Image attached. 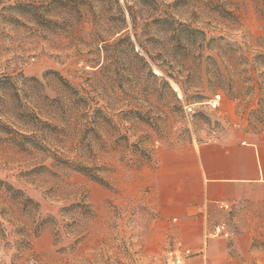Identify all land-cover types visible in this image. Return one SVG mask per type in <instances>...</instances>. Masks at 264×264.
Here are the masks:
<instances>
[{"label":"rangeland","instance_id":"rangeland-1","mask_svg":"<svg viewBox=\"0 0 264 264\" xmlns=\"http://www.w3.org/2000/svg\"><path fill=\"white\" fill-rule=\"evenodd\" d=\"M135 1L118 0L129 32L124 6ZM155 1L169 25L140 26L141 47L131 34L134 49L123 43L101 69L87 32L114 18L113 5L68 1L62 10L55 0H0V76H17L22 98L59 132L57 161L0 145V179L55 219L29 244L13 235L1 242L0 264H176L175 255L184 264L221 223L229 232L222 239L239 243L228 264H264V187L229 192L227 208L209 203L192 228L195 190L180 170L191 150L245 146L264 132V0ZM61 12L67 19L50 23ZM192 30L204 33L203 49ZM157 65L184 94L165 76L174 98ZM40 164L53 174H24ZM77 203L85 213L70 207Z\"/></svg>","mask_w":264,"mask_h":264},{"label":"trees","instance_id":"trees-1","mask_svg":"<svg viewBox=\"0 0 264 264\" xmlns=\"http://www.w3.org/2000/svg\"><path fill=\"white\" fill-rule=\"evenodd\" d=\"M68 1L76 4L79 0H55V3L58 4L57 7L59 9L65 10V3ZM96 1L101 2L103 5L106 4H104V1H107L108 4L113 5L116 13L114 18L108 19V23L103 25L101 23L95 24L87 32L90 42L96 45V53L102 57L101 69H105L112 64L113 54L120 51L119 48L123 43L130 47L131 50L134 49V41L131 39V34L138 46L141 47L140 34L137 32L140 26L145 27L149 24L164 26L169 25L172 20L167 13H159L157 11L156 6L158 5H156L155 0H136L133 5L124 6L130 20L131 29L129 32L123 7L119 4L118 0ZM21 6L22 4L19 3L17 7ZM138 9L153 12L156 15L140 18L138 16ZM63 12H61L62 15H55L50 23L60 24L66 20V15H64L66 13ZM192 31L202 35L203 38L199 46L200 49H203L204 33L199 30ZM116 34L118 36L113 38ZM208 59L213 63L215 62L212 57H208ZM157 67L164 74L159 76V78L173 94L174 98H176L175 93L170 88L165 76L172 79L179 86L182 93H185L177 77L171 73H167L160 65H157ZM49 74H55V72L52 71ZM150 74L154 78H158L151 70ZM20 76L23 78L21 74ZM16 79L17 76H0V145L31 156V158L42 156V159L52 158L57 161L58 155L53 147V140L59 133L58 127L52 123L53 119L51 116L41 117L43 115H40V111H37L34 102L26 101L22 98L20 90L15 87ZM26 80L34 83L38 82L33 77ZM38 171L53 174L50 168L44 164L34 166L24 174H33ZM89 176L92 177V175ZM92 178L97 179L94 176ZM70 207L82 208L85 213V204L81 205L77 203L70 205ZM82 220L73 219V222L75 225H78L81 224ZM54 224V217L43 213L36 200L28 196L22 189L16 188L4 179H0V243H7L8 237L13 235L17 238L16 241L18 243L23 245L29 244L32 238L39 235L44 229L53 227Z\"/></svg>","mask_w":264,"mask_h":264},{"label":"crops","instance_id":"crops-1","mask_svg":"<svg viewBox=\"0 0 264 264\" xmlns=\"http://www.w3.org/2000/svg\"><path fill=\"white\" fill-rule=\"evenodd\" d=\"M191 152L190 163L182 165L180 170L188 187L195 190L191 196L195 206L187 222L192 228L202 225V215H196L198 211L202 213L209 203L226 201L231 196L229 192L241 187H264V132L257 136L255 143L245 146L209 144ZM258 230L264 231V222L258 221ZM238 244L236 239L212 237L199 255L188 257L184 264H228L236 260L231 257V246L234 248ZM247 247H250L249 241ZM258 253L264 256V250Z\"/></svg>","mask_w":264,"mask_h":264},{"label":"built area","instance_id":"built-area-1","mask_svg":"<svg viewBox=\"0 0 264 264\" xmlns=\"http://www.w3.org/2000/svg\"><path fill=\"white\" fill-rule=\"evenodd\" d=\"M216 103V102H215ZM220 208H227V204H224L223 202L219 205ZM229 232L227 231L225 225L223 223L216 224L211 232L212 237H224L226 238L228 236ZM185 254H189V250L185 251ZM175 262L176 264H179L180 258L179 256L175 255Z\"/></svg>","mask_w":264,"mask_h":264},{"label":"bare ground","instance_id":"bare-ground-1","mask_svg":"<svg viewBox=\"0 0 264 264\" xmlns=\"http://www.w3.org/2000/svg\"><path fill=\"white\" fill-rule=\"evenodd\" d=\"M180 95V94H179Z\"/></svg>","mask_w":264,"mask_h":264}]
</instances>
